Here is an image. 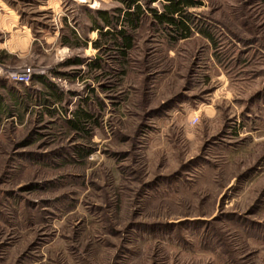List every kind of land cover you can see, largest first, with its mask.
<instances>
[{"label":"rangeland","instance_id":"374dc122","mask_svg":"<svg viewBox=\"0 0 264 264\" xmlns=\"http://www.w3.org/2000/svg\"><path fill=\"white\" fill-rule=\"evenodd\" d=\"M0 1L29 26L0 76L53 86L0 81V264H264V0L188 10L212 42L143 19L124 58L92 31L113 0Z\"/></svg>","mask_w":264,"mask_h":264},{"label":"trees","instance_id":"16d2710c","mask_svg":"<svg viewBox=\"0 0 264 264\" xmlns=\"http://www.w3.org/2000/svg\"><path fill=\"white\" fill-rule=\"evenodd\" d=\"M121 5L122 9H118V15L112 16L105 11H95V20L92 31H96L99 38L110 37L111 43L120 52L124 58L133 47L134 33L143 19L149 18L153 26L160 28L163 31V38L166 42H177L178 40H186L191 37V32L194 28L200 32L202 37L212 42L213 36L207 30L198 29L195 19L188 13L192 8H198L202 4V0H113ZM158 3L160 11L151 7L152 4ZM106 29V31H104ZM70 37L61 38V45L68 48H75L78 46V38L73 31H70ZM72 40L74 43H71ZM99 41L92 42L94 49H99ZM84 65L80 58L69 60L64 63V66L79 68ZM87 68H100L97 63L85 65ZM31 83L42 85L45 87H53L46 85L43 76H33ZM26 97L31 98L30 91H25ZM53 100L60 102L61 98L55 93L49 94ZM46 100L42 101V105L46 104ZM48 104V103H47ZM75 119L68 124L70 128L75 131H83L86 123L90 118L87 113L77 111L74 113Z\"/></svg>","mask_w":264,"mask_h":264},{"label":"crops","instance_id":"0c3cea01","mask_svg":"<svg viewBox=\"0 0 264 264\" xmlns=\"http://www.w3.org/2000/svg\"><path fill=\"white\" fill-rule=\"evenodd\" d=\"M0 7V12L2 13L0 14V33H8L7 41L3 44H0V51L5 52L8 55L18 57V54L15 55L17 52H19V49L16 47V43L29 41V26L23 23V21H21L17 16H14L12 10L8 9L5 4L2 3V1H0ZM1 80L6 81V84L9 86V89L11 91L9 95L11 100L13 101V105H15V103H17V106L20 105L17 101L19 95L16 96L17 91H14V89L19 86L24 89V92H29V87H27L29 85L14 83L12 81H9L5 76H0V81ZM24 96L26 97L25 94ZM26 98L29 99V97ZM3 102L4 101L0 98V115L9 116L10 114H12V107H7L8 105L4 106Z\"/></svg>","mask_w":264,"mask_h":264},{"label":"built area","instance_id":"2783aa9c","mask_svg":"<svg viewBox=\"0 0 264 264\" xmlns=\"http://www.w3.org/2000/svg\"><path fill=\"white\" fill-rule=\"evenodd\" d=\"M34 74L35 73H33V72L26 71L23 74H8V75H6V78L9 81H12L14 83H21V84L28 85L31 82V79H32Z\"/></svg>","mask_w":264,"mask_h":264}]
</instances>
